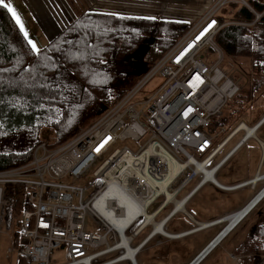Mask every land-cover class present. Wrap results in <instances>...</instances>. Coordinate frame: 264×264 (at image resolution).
<instances>
[{
    "label": "built area",
    "instance_id": "obj_1",
    "mask_svg": "<svg viewBox=\"0 0 264 264\" xmlns=\"http://www.w3.org/2000/svg\"><path fill=\"white\" fill-rule=\"evenodd\" d=\"M231 1L251 10L245 0H205L200 7L202 11L188 29L90 125L54 147L39 142L27 162L0 169V203L5 197V186L23 189L25 207L18 213L17 230L7 248L8 253L14 250L15 264L17 256L30 264H48L54 248L65 250L64 264H136L134 256L156 235L152 231L157 213L170 204L168 219L178 211L173 210L178 194L194 178L203 177L195 161L204 163L206 169L214 168L215 163L207 165L225 141L233 132L244 130L239 122L219 141L217 131L210 130L213 120L221 116L225 102L238 90L235 81L220 68L222 52L214 41L217 31L226 24L218 19L217 12ZM154 76H159V82L150 92L137 97ZM127 141L138 146L130 148ZM126 154L132 155L133 160H123ZM168 162L174 165V170ZM90 167L93 178L88 185L75 184L74 180ZM108 182L115 184L113 193L120 191L126 201L142 207L125 224V203L117 215L110 209L116 206L113 196L99 200L110 190ZM87 188L93 192L82 201ZM164 188L170 196L167 201ZM158 198L155 210L147 213L146 208ZM248 211L226 228L228 217L239 211L228 215L220 231L227 230L215 241L219 231L192 264L201 260ZM86 212L105 227L103 234L84 229ZM144 215L152 218L145 221ZM137 221L138 225L127 233ZM148 227L147 234L131 246ZM109 234L111 243L107 240ZM126 247L133 249L131 257L124 255ZM115 252L114 256L99 261Z\"/></svg>",
    "mask_w": 264,
    "mask_h": 264
},
{
    "label": "trees",
    "instance_id": "obj_2",
    "mask_svg": "<svg viewBox=\"0 0 264 264\" xmlns=\"http://www.w3.org/2000/svg\"><path fill=\"white\" fill-rule=\"evenodd\" d=\"M245 2L252 11L236 1L224 7L230 10L228 23L225 22L214 36L222 60L247 58L248 62L246 72L240 69L244 83L225 102L224 112L213 120L211 131L222 126L226 117L235 120L264 88V3L262 0ZM218 19L224 22L225 18L218 16ZM188 27L184 21L83 11L43 47L34 50L8 10L0 5V131L24 133L21 144L11 145L15 148L0 149V169L27 162L33 147L42 142L38 131L43 127L50 129L53 136L46 145L54 147L90 125L93 120L88 122L87 119L112 106ZM143 43L147 47L140 51ZM136 55L139 58H135ZM86 93L88 100H84ZM222 164L213 174L215 179ZM261 166L263 174L264 159ZM261 181L263 186L264 179ZM206 184L204 182L188 197L183 204L185 208L195 198L213 202L204 191ZM248 186L232 190L246 199L240 208L259 188L249 190ZM3 193L11 200L15 213L25 207L21 186H5ZM262 197L238 223L261 204L264 195ZM175 215L164 222L165 232L171 233L165 226ZM189 226L194 227L190 222ZM234 253L240 257V264L264 262V212L235 245ZM26 263L17 256V264Z\"/></svg>",
    "mask_w": 264,
    "mask_h": 264
},
{
    "label": "rangeland",
    "instance_id": "obj_3",
    "mask_svg": "<svg viewBox=\"0 0 264 264\" xmlns=\"http://www.w3.org/2000/svg\"><path fill=\"white\" fill-rule=\"evenodd\" d=\"M205 1V0H203ZM202 0H149L148 4L150 9L147 7L140 8L136 10L135 6L130 5V0H114V3L111 7L102 8V10H106L108 12L117 14V15H127V16H140V17H159L161 19L167 20H177L184 22H191L194 20L198 14L202 11L201 4ZM264 3V0H262ZM92 5L89 4L88 7ZM153 7V8H151ZM226 8V7H225ZM223 8L217 12V15L224 16V22L228 23L226 20L230 14V10L227 8ZM73 9V8H72ZM146 46L143 43L140 47V51ZM135 58H139L136 55ZM247 58H240L235 61L229 59H223L220 63V68L222 71L227 74L229 78L234 81H237V86L242 85L244 83V77L240 74V69L245 70L247 68ZM235 63V64H234ZM159 76H154L150 81L146 84L142 91H140L137 97L144 95L145 92H150L154 86L159 82ZM89 96L87 93L84 95V100H88ZM224 112V108L222 109ZM264 113V88L260 89V91L255 95V97L247 104L245 110L235 119L231 120L227 117L223 120L222 126L218 127L217 130H213L212 133L217 131L216 140L219 141L222 139L225 134L235 125L237 121L243 122L246 126L252 125L260 116ZM101 113L91 115L87 121L95 120ZM228 119V120H227ZM264 128V127H263ZM263 128L259 130L261 136V132H263ZM257 134V135H258ZM242 132H238L235 134L223 147V149L213 158V160L207 165L210 167L212 164L219 161L221 157L231 148V146L241 137ZM24 133L18 132L15 134H7L2 133L0 131V149L2 148H15L11 147V145L18 146L23 141ZM38 136L42 142H49L52 140V132L50 129L43 127L38 131ZM126 145L130 148H136L138 146L137 143L127 141ZM258 152V146L255 144V141L252 138L246 140L238 149L235 151L229 158L226 160V163L223 164L220 169L217 171L215 177L216 181L221 184H232L242 178H245L247 174L251 173L254 165L255 159ZM197 159L201 157L195 156ZM91 168L87 169L83 175L79 179H75L74 183L79 184L83 187H86L88 183L92 180ZM212 169V168H209ZM199 176L193 179V181L183 189L177 196V199H181L184 194L191 191L192 187L199 181ZM198 180V181H197ZM211 183L207 182L206 187L204 189L209 195V199L213 202L208 203L206 200H200L199 198L192 199L187 203L186 209L190 210L196 217L208 218L213 216L214 210H220L216 212L215 215L224 214L231 212L233 210L238 209L246 200L243 199L239 193L233 191H218ZM191 187V188H190ZM258 188V186L256 187ZM191 189V190H188ZM93 192L92 188H87L84 190L82 195V201H85L90 194ZM158 200L148 206L146 208L147 213H151L155 210ZM222 208L224 210H222ZM171 209V205L168 204L161 212L157 213L155 221H159L163 219ZM264 212V200L261 204L250 214L247 221H245L240 228L245 229L246 231L249 228V224L255 217H259L261 213ZM251 218V216H253ZM185 219L184 215L181 212H176V215L171 219V221L165 226V230L169 232H177L189 230V222L192 221L189 218ZM18 217V213H15L11 206V200L7 197H3L0 203V264H15L16 254L14 250L11 253L7 252V248L11 246V239L14 231L17 230L16 219ZM231 217V216H230ZM183 218V219H182ZM139 221L132 224L130 229L127 231L129 233L132 231L137 225ZM83 227L86 231H89L93 234H103L105 232V227L100 224V222L95 219L89 212H86L83 220ZM161 227V225H160ZM188 227V228H187ZM162 228V227H161ZM149 227L146 228L136 240L131 244L133 246L136 242H138L147 232L149 231ZM244 231V234L245 232ZM214 231H212L213 233ZM211 234H208V231H203L199 233H195L192 235L187 234L183 237L176 238L175 240H167L165 237L156 234L155 237L149 241L147 245H144L134 256V260L136 264H186L191 261L195 257V253L199 250V248L207 242L210 238ZM107 240L109 243L112 242L110 234L107 235ZM160 241L159 243H156ZM230 242L226 241L219 246V248L215 249L202 263L200 264H220L221 261L224 263L228 262L230 264H238L240 262V257L237 256L233 251L231 254H235L234 257L230 256V254L222 251L224 248H228ZM235 247V246H234ZM222 248V249H221ZM202 249V248H201ZM200 249V250H201ZM231 249V248H229ZM231 250H234L231 249ZM117 252L106 255L102 257L100 260L107 259L111 256H114ZM195 254V255H194ZM194 255V256H193ZM192 258V259H191ZM191 259V260H190ZM236 262H235V261ZM67 262V256L65 250L62 248H54L52 252L49 254L48 264H64ZM30 264V263H26ZM128 264V263H125Z\"/></svg>",
    "mask_w": 264,
    "mask_h": 264
},
{
    "label": "crops",
    "instance_id": "obj_4",
    "mask_svg": "<svg viewBox=\"0 0 264 264\" xmlns=\"http://www.w3.org/2000/svg\"><path fill=\"white\" fill-rule=\"evenodd\" d=\"M203 1V0H202ZM149 0H130V5H137L135 6L136 10H139L140 8H144L147 7V9L149 10H154L155 9H150L148 4ZM204 2V1H203ZM5 3L10 4L11 7L15 10V12L17 13V15L20 18V22L23 25V30L21 29L20 24H18L16 22V19L12 16V14L10 13L11 17L13 18V20L16 22V24L18 25L19 29L21 30V32L23 33L24 37L26 38L27 42L29 43V45L32 47V44H35L36 48L35 50L43 47L54 35H56L60 30H62L68 23H70L75 16H77L78 14H80L83 11H94V12H107V13H111L108 12L106 10H102V8H108L111 7V5L114 3V0H5ZM89 4H92L88 7ZM6 8V7H5ZM73 8V9H72ZM153 8V7H151ZM7 9V8H6ZM114 14V13H113ZM140 17V16H138ZM150 18H154V17H150ZM155 18H159V17H155ZM197 18V17H196ZM195 18V19H196ZM194 19V20H195ZM192 20L191 22H189L190 24L194 21ZM188 23V24H189ZM25 33L27 35H25ZM31 41V43L29 42ZM33 49V47H32ZM241 122V121H238ZM245 127L246 126L243 122H241ZM238 124V123H237ZM250 128H253L252 130V135L246 136V130L245 128L239 129L238 131L233 132L229 138L225 141L224 145L221 147V149L219 150V152L223 149V147L227 144V142L238 132H242L241 137L231 146V148L223 155V157H221L219 159L218 162V166H220L223 162V164L226 163V160H228V158L235 152L237 151V149L249 138H252L255 141V144L258 146V152H257V157L255 159V165L254 168L252 170V172L249 174H247V176L245 178H242L230 185H224L221 183H218L222 186H232L233 189L231 190H227L225 188H222L220 190L224 191H234L236 189L241 188L242 186L245 185H249V190H253L254 187L256 188L257 186L258 191L260 190V188L262 187V179H256L257 176L263 175L262 173V162L264 159V130L263 132H261L262 136L259 133V130L261 128L264 127V113L260 116V118H258L252 125L249 126ZM233 128V127H232ZM232 128L230 129V131L232 130ZM264 129V128H263ZM230 131L228 133H230ZM227 134V133H226ZM225 134V135H226ZM258 134V135H257ZM218 152V153H219ZM222 164V165H223ZM249 183H246L245 185H240V183L243 182H247L249 181ZM203 184V183H202ZM201 184V185H202ZM212 184V183H211ZM197 185V184H196ZM196 185L194 186V188L196 187ZM213 185V184H212ZM238 185V186H237ZM215 186V185H214ZM216 187V186H215ZM193 188V189H194ZM198 188V187H197ZM218 188V187H217ZM192 189V190H193ZM196 190V189H195ZM194 190V191H195ZM193 191V192H194ZM191 192L190 194L186 195L185 199L187 200L188 197L193 193ZM257 192V191H256ZM255 192V193H256ZM255 193H251L249 195L250 199L255 195ZM248 197V198H249ZM184 198V197H183ZM249 199V200H250ZM185 200V201H186ZM248 200V201H249ZM247 201V202H248ZM246 202V203H247ZM245 203V204H246ZM244 204V205H245ZM243 205V206H244ZM242 206V207H243ZM241 207V208H242ZM240 208V207H239ZM233 210L231 212L228 213H224V214H218L215 215L216 212L221 211L220 210H214L212 211L214 213L213 216H210L208 218H202V217H196L194 214H191L190 210H187L184 206L182 208V210H178V212H181L185 218H187V216H185L186 214L189 215L192 219V221L190 222L191 226L194 225V227L190 228L189 230H185V231H180L177 232V230H175L174 232H171L170 234L172 235H181L180 237H183L187 234H195V233H199V232H203V231H208V234L210 235V238L207 240V242L205 244H203L199 250L195 253H199L201 248H204V246L220 231V229L225 225L226 223V216L232 214V213H236L237 210ZM222 210H224L222 208ZM234 215V214H233ZM232 215V216H233ZM250 215H248L247 217H245L240 223L235 224L233 227L234 229H230L229 232L222 237L217 244H215L208 252L207 254L201 259L199 260L196 264H200L202 263L215 249L219 248V246L221 244H223L224 242H230V245L228 246V248H224L222 249V251L230 254V256H233V254H231V251L234 252V250H231L234 248V246L242 239L243 235H244V231H246L245 229L240 228V226L248 220ZM253 216H251V218H253ZM165 218V217H164ZM163 218V219H164ZM229 218V217H228ZM257 217H255L252 222L249 224V226L255 221ZM167 220V218H165ZM164 219L163 223L166 221ZM215 221V222H214ZM160 222V221H158ZM212 222V224H211ZM162 223V226H163ZM201 223H209L207 225L206 228H200ZM211 224V225H210ZM190 227V226H189ZM188 228V227H187ZM199 229V230H198ZM189 231V232H188ZM212 231H214L212 233ZM165 232V231H164ZM187 232V233H186ZM168 233V232H166ZM185 233V234H184ZM157 234V233H156ZM159 234V233H158ZM184 234V235H183ZM163 237H165L164 239L167 240H175L176 238H171V237H167L164 236L162 234H159ZM155 237V236H154ZM153 237V238H154ZM153 238H151L150 240H152ZM149 240V241H150ZM149 241L145 244L147 245L149 243ZM160 241H157L156 243H159ZM231 248V249H229ZM194 254V255H195ZM193 255V256H194ZM196 256V255H195ZM235 261V260H234ZM256 262H258L257 260H255ZM236 262V261H235ZM220 264H230L228 262L224 263L223 261H221ZM233 264H235L233 262ZM240 264V263H238ZM242 264H250V262L246 261V262H242ZM261 264H264V262H262Z\"/></svg>",
    "mask_w": 264,
    "mask_h": 264
},
{
    "label": "bare ground",
    "instance_id": "obj_5",
    "mask_svg": "<svg viewBox=\"0 0 264 264\" xmlns=\"http://www.w3.org/2000/svg\"><path fill=\"white\" fill-rule=\"evenodd\" d=\"M241 127H243V128H245V130H246V136H249V135H252V130H253V128H250L249 126L248 127H245L243 124H241ZM123 160H125V161H127V162H130L131 160H133V156L132 155H130V154H126V155H124L123 156ZM137 160V159H136ZM168 165H169V168L171 167V170H174L175 169V167H174V165H172L170 162H168ZM203 165H204V163H200V162H196L195 161V166H196V169L197 170H202L203 171V173H204V175H203V177L199 180V181H201V182H206V181H214L215 180V178H214V176H213V174H214V170L216 169V167H217V165L215 164V167L214 168H212V169H206V168H204L203 167ZM215 182H217L216 180H215ZM108 184H109V186H110V190H107L106 191V193L105 194H103L100 198H99V200H102L105 196H113L114 198H115V200H116V204H115V202H113L116 206H114L113 208H110L111 209V212H114L115 214H117V215H120V213H121V211H122V209H121V207L120 206H124V203L127 205L126 206V212H127V214H126V217L124 218V222H123V224H125L126 222H128V220H129V218L131 217V216H133L134 215V213L135 212H138V211H141V208L142 207H140V206H135V204H134V202H130V201H126V197L120 192V191H116V192H112L111 191V189H113L114 187H115V184L114 183H112V182H108ZM219 186H221V188H225V189H227L228 188V186H222V185H219ZM163 191V193H164V195H165V201H167L169 198H170V196H169V194H168V192H166V190H165V188L162 190ZM185 197V196H184ZM263 198V197H262ZM106 199H107V197L105 198V200L104 201H106ZM261 200V199H260ZM183 201H184V198H182V199H178V200H176L175 201V203H174V211H176V210H182V208H183V206H182V204H183ZM254 202V200L247 206V207H245L242 211H240V212H238V213H236V214H234L233 216L231 215V217L229 216V218H228V220H229V224H228V226H227V228L228 227H230V226H232L233 224H234V222L240 217V216H242L243 215V213L245 212V211H247V209H248V207L252 204ZM97 203V202H96ZM95 203V204H96ZM109 207H112V205L110 206L109 205ZM107 216H110V213H108V215ZM145 216V221H148V220H150L151 218H152V216H147V215H144ZM168 216L166 215L165 216V218H167ZM112 218V217H111ZM164 218V219H165ZM164 219H161V220H159L160 222H155L154 223V228H153V233L154 232H156V233H159V234H162V235H164V236H167V237H171V238H176V237H180L181 235H179V236H177V235H172V234H170V233H166V232H164V230L160 227V225L163 223V221H164ZM166 220V219H165ZM118 221H120V220H118ZM117 222V221H116ZM215 222V221H214ZM164 224V223H163ZM209 224V223H208ZM207 223H201V228H206L207 227V225H208ZM211 224H212V222H211ZM210 224V225H211ZM199 230V229H198ZM189 232V231H188ZM187 233V232H186ZM185 234V233H184ZM183 234V235H184ZM218 238H216L215 239V241L217 240ZM122 244H123V242H122ZM212 244V243H211ZM209 247V246H208ZM207 247V248H208ZM205 250H207V249H205ZM133 249H131L130 247H126V251H125V256H128V257H131L132 255H133ZM200 256V255H199ZM199 256L195 259V261L199 258ZM194 261V262H195Z\"/></svg>",
    "mask_w": 264,
    "mask_h": 264
},
{
    "label": "water",
    "instance_id": "obj_6",
    "mask_svg": "<svg viewBox=\"0 0 264 264\" xmlns=\"http://www.w3.org/2000/svg\"><path fill=\"white\" fill-rule=\"evenodd\" d=\"M147 47V46H146ZM215 171V170H214ZM257 177H259L260 179L261 178H264V174L263 175H260V176H257ZM206 182H210V183H212L213 185H215L216 187H218V188H220V189H222L221 188V186H219L220 184H218L217 182H215V180L214 181H206ZM250 182V180L249 181H247V182H243V183H240L241 185H245L246 183H249ZM202 183H204V182H200V183H198L197 185H196V187H195V189H197V187H199ZM231 189H233L232 188V186H230V187H228L227 188V190H231ZM264 195V185L260 188V190L259 191H257L256 193H255V195L242 207V208H240L238 211L240 212V211H242L245 207H247L253 200H254V202L248 207V209L247 210H249L262 196ZM185 200L186 199H184V201H183V204H184V202H185ZM182 204V205H183ZM246 212V211H245ZM227 228V227H226ZM226 228H224L223 229V231L226 229ZM227 230V229H226ZM223 231H220L216 236H215V238H214V240L216 239V238H219L220 237V235L222 234V232ZM214 240H212V242L214 241ZM208 246H210V244H207L206 246H204V248L203 249H205V248H207ZM200 254L198 253L194 258H193V260L191 261V262H189L188 264H192L194 261H195V259L199 256Z\"/></svg>",
    "mask_w": 264,
    "mask_h": 264
},
{
    "label": "snow or ice",
    "instance_id": "obj_7",
    "mask_svg": "<svg viewBox=\"0 0 264 264\" xmlns=\"http://www.w3.org/2000/svg\"><path fill=\"white\" fill-rule=\"evenodd\" d=\"M0 5H2V6H4V7L7 8V10L12 14V16L16 19V22H17L18 24H20L21 29L23 30V25H22L21 22H20V18H19V16L17 15V13L15 12V10L11 7V5L5 3V0H0ZM25 35H27V34L25 33ZM29 42L31 43V41H29ZM32 47H33V49L35 50V48H36L35 44H32Z\"/></svg>",
    "mask_w": 264,
    "mask_h": 264
}]
</instances>
